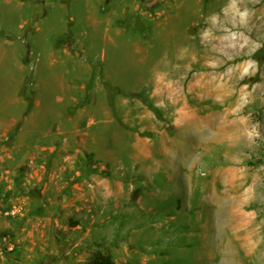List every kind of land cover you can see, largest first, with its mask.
I'll list each match as a JSON object with an SVG mask.
<instances>
[{
	"label": "rangeland",
	"instance_id": "rangeland-1",
	"mask_svg": "<svg viewBox=\"0 0 264 264\" xmlns=\"http://www.w3.org/2000/svg\"><path fill=\"white\" fill-rule=\"evenodd\" d=\"M96 251L264 264V0H0V264Z\"/></svg>",
	"mask_w": 264,
	"mask_h": 264
},
{
	"label": "trees",
	"instance_id": "trees-1",
	"mask_svg": "<svg viewBox=\"0 0 264 264\" xmlns=\"http://www.w3.org/2000/svg\"><path fill=\"white\" fill-rule=\"evenodd\" d=\"M146 103L152 108L155 112L158 111L157 107H155L150 101L146 100ZM86 264H116L112 255L102 251H96L91 255Z\"/></svg>",
	"mask_w": 264,
	"mask_h": 264
},
{
	"label": "built area",
	"instance_id": "built-area-1",
	"mask_svg": "<svg viewBox=\"0 0 264 264\" xmlns=\"http://www.w3.org/2000/svg\"><path fill=\"white\" fill-rule=\"evenodd\" d=\"M6 213H12V214H15L16 213V211L15 210H8V211H6Z\"/></svg>",
	"mask_w": 264,
	"mask_h": 264
},
{
	"label": "bare ground",
	"instance_id": "bare-ground-1",
	"mask_svg": "<svg viewBox=\"0 0 264 264\" xmlns=\"http://www.w3.org/2000/svg\"><path fill=\"white\" fill-rule=\"evenodd\" d=\"M237 226V225H236Z\"/></svg>",
	"mask_w": 264,
	"mask_h": 264
}]
</instances>
